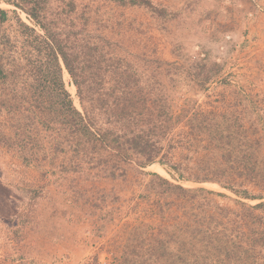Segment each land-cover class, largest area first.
Masks as SVG:
<instances>
[{
  "label": "trees",
  "instance_id": "16d2710c",
  "mask_svg": "<svg viewBox=\"0 0 264 264\" xmlns=\"http://www.w3.org/2000/svg\"><path fill=\"white\" fill-rule=\"evenodd\" d=\"M0 2L10 6H0V116L7 114L13 129L7 134L0 123V145L25 165L46 161L58 174L56 182L70 172L92 182L125 180L129 168L143 173V167L160 162L178 180L215 182L238 197L149 173L147 188L162 197L161 221L132 225L113 251L115 264H264V112L248 99L245 107L251 105L258 116L248 125L237 108L201 111L194 97L178 107L179 94L197 93L218 75L222 63L207 65L208 51L194 60L178 51L190 67L174 63L163 68L162 60L119 53L118 43L105 33L124 23L115 7H142L161 22L178 12L154 0ZM64 69L82 111L66 87ZM181 123L189 127L188 141L204 139L202 159L196 161L189 152L180 161L171 159L172 145L166 144ZM24 191V204L45 195L44 186ZM98 192L95 206L110 223L116 207L108 203L109 186ZM209 195L236 206H223ZM71 198L73 211L80 200ZM243 199L262 201L250 205Z\"/></svg>",
  "mask_w": 264,
  "mask_h": 264
},
{
  "label": "rangeland",
  "instance_id": "374dc122",
  "mask_svg": "<svg viewBox=\"0 0 264 264\" xmlns=\"http://www.w3.org/2000/svg\"><path fill=\"white\" fill-rule=\"evenodd\" d=\"M154 2L170 12H178L177 16L161 22L142 7H115L117 14L123 12L124 23L108 28L105 33L118 43V52L131 55L135 60L137 57L142 61L162 60L163 68L174 63L189 68V61L180 59L178 51L189 60L201 59L208 51L209 56L204 61L207 65L222 63L218 75L197 93H180L174 100L176 106L179 107L183 99L194 97L201 111L237 108L248 125L250 121L256 123L258 116L249 106L254 105L264 112V0ZM0 6L10 7L3 2ZM20 13L27 23L36 26L27 13ZM63 78L75 106L82 111L76 87L66 69ZM248 99L251 105L245 107ZM0 123L7 134L12 133L7 114L0 116ZM188 131L189 127L181 123L167 141L166 145H172V160L180 161L189 152L195 154L197 161L207 154L204 139L188 141ZM142 170L140 173L129 168L127 179L107 182L84 180L70 172L66 179L56 182L54 178L58 174H52L46 161L35 159L31 165H25L13 151L0 145V264H115L113 251L132 225H154L161 221L158 200L162 197L147 188L149 173H158L188 188L203 187L238 198L215 182L178 180L172 175V168L160 162ZM104 185L111 191L110 207H116L110 223L101 219L102 210L95 206L99 202L98 189ZM38 186L45 187V195L37 203L24 204V188ZM251 188L259 191V188ZM117 195L120 197L116 201ZM209 196L223 206H236L225 197ZM71 197L80 200L73 211L68 202ZM243 201L256 205L262 200Z\"/></svg>",
  "mask_w": 264,
  "mask_h": 264
}]
</instances>
